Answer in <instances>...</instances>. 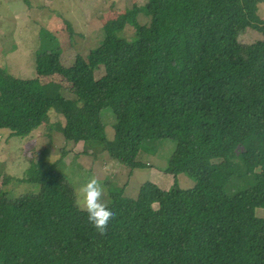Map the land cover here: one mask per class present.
I'll return each mask as SVG.
<instances>
[{
  "label": "trees",
  "instance_id": "trees-1",
  "mask_svg": "<svg viewBox=\"0 0 264 264\" xmlns=\"http://www.w3.org/2000/svg\"><path fill=\"white\" fill-rule=\"evenodd\" d=\"M261 2L133 4L71 68L54 35L41 30L36 73L65 77L69 96L0 68V132L26 138L53 111L67 143L99 147L130 170L146 168L138 156L147 144L171 140L165 171L194 182L187 190L176 181L168 190L146 182L125 201L110 190L115 219L100 236L57 167L31 162L22 180L34 192L9 197L0 189V264H264V218L255 215L264 209ZM247 29L262 39L241 44ZM105 109L115 117L113 141Z\"/></svg>",
  "mask_w": 264,
  "mask_h": 264
},
{
  "label": "rangeland",
  "instance_id": "rangeland-1",
  "mask_svg": "<svg viewBox=\"0 0 264 264\" xmlns=\"http://www.w3.org/2000/svg\"><path fill=\"white\" fill-rule=\"evenodd\" d=\"M147 0H0V68L20 79H37L40 84H54L69 96L70 84L62 75L38 76L35 69V52L41 30L49 31L57 39L62 64L71 68L86 60L103 39V28L116 20L125 8L133 4L144 5ZM264 20V2L258 6ZM145 24L148 19L139 16ZM262 39L251 29L244 31L238 41L252 44ZM102 75L101 73L96 76ZM50 123L26 138L9 137L7 130L0 132V189L9 197H20L34 192L36 186L25 183L26 170L31 162L57 167L60 175L72 186L73 178L81 182L95 176L105 188V199L110 190L120 191L121 200H135L142 184L151 182L167 190L176 181L182 190L190 189L194 182L182 174L173 177L165 171L175 150L171 140H158L147 144L138 156L146 168L130 170L114 161L100 148H87L83 143H67L58 125L63 119L53 111ZM108 141L114 139L115 117L109 109L101 113ZM85 149V150H84ZM125 201V200H124ZM255 215L264 218V209Z\"/></svg>",
  "mask_w": 264,
  "mask_h": 264
},
{
  "label": "clouds",
  "instance_id": "clouds-1",
  "mask_svg": "<svg viewBox=\"0 0 264 264\" xmlns=\"http://www.w3.org/2000/svg\"><path fill=\"white\" fill-rule=\"evenodd\" d=\"M72 183L74 206L86 214L88 223L98 235H106L110 222L115 219V213L106 202L104 185L95 176L83 182L80 177H75Z\"/></svg>",
  "mask_w": 264,
  "mask_h": 264
},
{
  "label": "bare ground",
  "instance_id": "bare-ground-1",
  "mask_svg": "<svg viewBox=\"0 0 264 264\" xmlns=\"http://www.w3.org/2000/svg\"><path fill=\"white\" fill-rule=\"evenodd\" d=\"M138 17V16H137Z\"/></svg>",
  "mask_w": 264,
  "mask_h": 264
},
{
  "label": "crops",
  "instance_id": "crops-1",
  "mask_svg": "<svg viewBox=\"0 0 264 264\" xmlns=\"http://www.w3.org/2000/svg\"><path fill=\"white\" fill-rule=\"evenodd\" d=\"M168 190V189H167Z\"/></svg>",
  "mask_w": 264,
  "mask_h": 264
}]
</instances>
